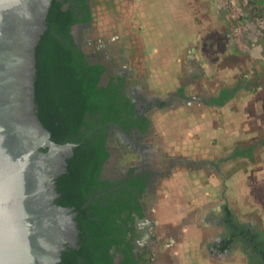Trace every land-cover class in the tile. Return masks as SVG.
Segmentation results:
<instances>
[{
  "label": "rangeland",
  "instance_id": "rangeland-1",
  "mask_svg": "<svg viewBox=\"0 0 264 264\" xmlns=\"http://www.w3.org/2000/svg\"><path fill=\"white\" fill-rule=\"evenodd\" d=\"M173 1H102L95 7L88 38L94 45L104 44L112 51L121 47L127 53L128 66L140 77L144 88L163 100L188 83L191 76L186 75L182 67L176 66L179 63L176 56L167 57V65L163 63L166 59L161 54L163 40L169 39L172 32L186 35L189 29L192 36L196 35L194 41H197V48L205 43L209 49L204 51L206 54H201L203 49L199 48V60L204 71L212 76L208 79L201 74L199 80L203 86L197 80L193 86L189 85L188 97H199L201 93L208 94L225 85L236 87L244 75L258 81L260 89L256 93L239 97L222 109L213 110L190 101L155 112L152 115L155 142L170 157L193 160L197 164L212 163L218 156H224L225 149H231L233 145L244 146L254 140L264 142L262 3L257 0H176L173 4ZM169 44L178 43L170 40ZM231 70L240 76L231 77ZM231 131L233 135L228 136ZM259 159L264 169V153L260 152L255 157L258 162L256 167L241 162L228 175L238 181L236 188L231 185L232 190L238 195L242 192L241 197L247 199V207L242 208L239 205L245 203L232 201L231 209L237 218L244 223L252 222L264 227V174L260 180L255 178ZM195 170L191 173L185 167H179L163 181V190H159L152 200V205L157 206L163 199V210L166 203L177 206L178 209H174L179 215L178 223L187 224L192 219V213L200 215L216 201L205 194L211 191L205 183L210 171ZM221 170L225 172L227 168ZM151 218L157 227L155 239L158 245L163 239V232L154 209ZM155 262L165 264V259L157 255Z\"/></svg>",
  "mask_w": 264,
  "mask_h": 264
},
{
  "label": "flooded vegetation",
  "instance_id": "flooded-vegetation-1",
  "mask_svg": "<svg viewBox=\"0 0 264 264\" xmlns=\"http://www.w3.org/2000/svg\"><path fill=\"white\" fill-rule=\"evenodd\" d=\"M53 1L61 10L73 13L75 22L69 29L67 43L96 70V88L102 95L103 105L98 112L85 114L84 126L80 132L86 131L87 141L101 146L107 156L100 163L96 186L86 192L82 208H86L92 201L96 208H112L119 212L121 218L127 221V226L122 225L126 230V244L122 249L127 250V253L130 250L135 264H154L157 259L154 247L158 242L155 239L157 227L151 218L152 200L159 190H163V181L169 179L179 167H185L191 173L195 172L196 168L197 171L207 169L213 174L220 172L216 163L197 164L193 160L170 157L162 151L155 142L152 115L195 100L205 106L214 107L212 99H217L225 88L217 91L215 95L201 93L199 97H188L190 95L187 94L186 83L170 93L165 100L149 93L140 77L128 66L127 53L121 47H115L112 51V48L109 49L104 44L94 45L88 38L92 30L95 7L106 0ZM242 85L238 83L241 89ZM73 148L65 162L72 156ZM65 167L66 164L63 166L64 171L54 179L55 196L51 204L57 207L61 206L56 203L60 197L56 190V180L65 172ZM71 210L73 212V209ZM73 214L75 217V213ZM207 220L215 222L213 217ZM216 222L223 226V235L225 233L227 237L230 234L228 230L232 229L224 249L227 254L241 252L245 256V264H264L263 230L251 223L245 224L232 213L221 215ZM75 228V247L65 244L63 251L68 247L77 248L76 223ZM113 250L115 263L126 261L118 249L111 251Z\"/></svg>",
  "mask_w": 264,
  "mask_h": 264
},
{
  "label": "water",
  "instance_id": "water-1",
  "mask_svg": "<svg viewBox=\"0 0 264 264\" xmlns=\"http://www.w3.org/2000/svg\"><path fill=\"white\" fill-rule=\"evenodd\" d=\"M51 2L0 0V264H58L65 244L75 247L72 210L51 204L75 145L50 140L33 100Z\"/></svg>",
  "mask_w": 264,
  "mask_h": 264
},
{
  "label": "trees",
  "instance_id": "trees-1",
  "mask_svg": "<svg viewBox=\"0 0 264 264\" xmlns=\"http://www.w3.org/2000/svg\"><path fill=\"white\" fill-rule=\"evenodd\" d=\"M257 1L262 3L264 12V0ZM74 22L73 13L61 10L53 1L35 49V114L52 142L76 145L66 160L65 172L56 180L60 195L56 203L75 213L77 248H66L58 264H135L130 250L127 253L122 249L126 244L122 225L127 226V221L119 212L96 208L92 201L82 208L86 192L97 184L100 163L107 154L98 144L87 141L86 131L80 132L85 114L98 112L103 103L96 88V70L67 43ZM233 92L222 89L212 102L221 107ZM115 248L126 261L114 262L115 250H111Z\"/></svg>",
  "mask_w": 264,
  "mask_h": 264
},
{
  "label": "crops",
  "instance_id": "crops-1",
  "mask_svg": "<svg viewBox=\"0 0 264 264\" xmlns=\"http://www.w3.org/2000/svg\"><path fill=\"white\" fill-rule=\"evenodd\" d=\"M173 4H176V0L173 1ZM190 25L191 24H189V26ZM168 36L169 35H167V37ZM195 36L196 35L192 36L190 34L189 29L188 34L186 35L182 32H172L169 39L166 38L165 40H163V50L161 49V54H163V57H166L165 60L163 59V63L165 62L164 64L168 63L167 57L176 56V58H179L177 61L179 63L176 66L182 67L186 72V75L191 74L188 79L187 88L189 87V85L193 86V84L197 83L196 80L199 84L202 83L199 80L201 74H203L204 78L208 79L212 76L204 71L202 64L200 65L201 60H199L201 59V56L199 57V50L203 49L201 54H206L204 53V51L207 50L208 47L205 43H203L202 47L198 46L197 48V41H194ZM170 40H176L178 44L170 45ZM172 60L174 61V59ZM230 73L232 75L231 77L240 76L236 71L231 70ZM239 80V83L243 84L242 89L241 87L239 88L238 83L236 87H233V85H225L221 87V89L225 88L228 91H235L233 92L235 93V95H233L232 98L226 101L223 106H203L213 110L222 109L227 107L228 104L237 101V99H240L239 97L251 95L252 93H256L260 89V87L258 86V81L253 79L256 82L253 84L254 81L250 80V77H248V75H244L243 78ZM200 86L203 85L200 84ZM217 91H213L208 94L215 95ZM193 102L202 104L197 100ZM217 132H220V130H217ZM230 135H233L232 131L228 136ZM262 138L263 136L260 139ZM258 148L261 149L259 150ZM260 152L264 153L263 141L256 142L254 140L253 143H249L244 146L233 145L231 149L226 148L224 151V156H218V158L214 162H212V164L216 163V166L218 167L220 173L213 174L212 172H210V175L207 177V179H205L206 185H208L209 189H211V191H209L208 193L205 192V194L211 196L210 198H214L216 200L215 203L208 207L206 211L200 213V215L192 213V219L187 224L184 222L178 223L179 219L177 216L179 215L174 209V207L178 209L177 206L168 205V203H166L165 210H163V199L159 202V205L153 206L155 214H157L158 216V224H160L159 228H161V231L163 232V239L161 240L160 244L154 247V252L156 253V255L164 257L165 264H245V256L243 253L235 252L233 255H231L225 252V245L228 243L227 238L232 234V229L228 230L230 234L227 237L225 233L223 235V226L221 227L219 222L216 221H219L221 215H230V213L236 215L234 210H232L233 206L231 207V203L233 200H238L237 202H239V204L245 203L239 205L240 207H247V199L241 197L242 192L240 193V195H238L236 194L237 192L233 191L231 188V185L236 188L238 181L228 174L230 170L236 168L238 166V163L241 162L248 163L250 166H252V168L256 167L255 165H257L258 162L255 161V157ZM262 165L263 164H261V161L259 159V165L255 170V178H257V180H260L263 177L264 169ZM222 168H227V170L223 172L221 170ZM197 177H199V175ZM245 181L251 183L247 179H245ZM244 188H247L246 182ZM157 209H160V211H156ZM211 217L215 219V222H213V220L208 222L207 219ZM175 219L176 221L174 222ZM250 223L264 231L263 226L252 222ZM245 224L248 223L245 222ZM207 237L208 239H204Z\"/></svg>",
  "mask_w": 264,
  "mask_h": 264
}]
</instances>
